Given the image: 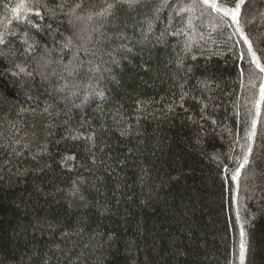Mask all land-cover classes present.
<instances>
[{"label": "trees", "instance_id": "trees-1", "mask_svg": "<svg viewBox=\"0 0 264 264\" xmlns=\"http://www.w3.org/2000/svg\"><path fill=\"white\" fill-rule=\"evenodd\" d=\"M215 2L0 0V264H264V0Z\"/></svg>", "mask_w": 264, "mask_h": 264}, {"label": "snow or ice", "instance_id": "snow-or-ice-1", "mask_svg": "<svg viewBox=\"0 0 264 264\" xmlns=\"http://www.w3.org/2000/svg\"><path fill=\"white\" fill-rule=\"evenodd\" d=\"M138 0H116V3H125L128 4V6H132L133 4L137 3ZM201 2L205 5H208L209 7H211L213 10H220L217 8V4L215 2V0H201ZM243 0H240V3H242ZM240 3H237L235 6V9L232 10V18L234 20H236L237 16L239 15V8H240ZM80 5H77V7H79ZM112 7H114V5L110 4L108 5V9H111ZM181 12H185V11H191L190 7H184L180 9ZM225 14H229L228 12H225ZM236 22L238 23V20H236ZM3 38L0 37V43H3ZM257 67H260L259 63L257 62ZM261 71H264V68L260 69ZM241 250L243 251V245L241 246Z\"/></svg>", "mask_w": 264, "mask_h": 264}, {"label": "rangeland", "instance_id": "rangeland-1", "mask_svg": "<svg viewBox=\"0 0 264 264\" xmlns=\"http://www.w3.org/2000/svg\"><path fill=\"white\" fill-rule=\"evenodd\" d=\"M245 183V182H244ZM244 183H243V185H244Z\"/></svg>", "mask_w": 264, "mask_h": 264}]
</instances>
